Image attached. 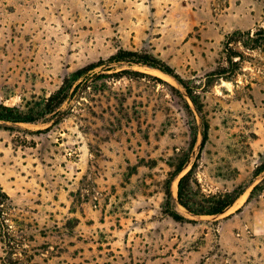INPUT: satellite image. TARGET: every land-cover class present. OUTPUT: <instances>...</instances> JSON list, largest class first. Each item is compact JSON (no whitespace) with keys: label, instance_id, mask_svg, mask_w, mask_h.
<instances>
[{"label":"rangeland","instance_id":"1","mask_svg":"<svg viewBox=\"0 0 264 264\" xmlns=\"http://www.w3.org/2000/svg\"><path fill=\"white\" fill-rule=\"evenodd\" d=\"M92 64L53 113L0 120V264H264V0H0V106L42 112ZM186 157L179 223L165 193ZM192 168L200 196L244 201L191 214Z\"/></svg>","mask_w":264,"mask_h":264},{"label":"trees","instance_id":"2","mask_svg":"<svg viewBox=\"0 0 264 264\" xmlns=\"http://www.w3.org/2000/svg\"><path fill=\"white\" fill-rule=\"evenodd\" d=\"M245 45H247V47L249 46L248 43ZM236 57L240 58V60L243 59V56L238 52H235L234 55L229 57V63L233 67H235V69L230 73V76H228L226 79L231 80L234 77L232 74L235 75V71L238 69V65L233 62V59ZM109 60L115 62H132L143 66H148L151 68H156L166 74L171 75L172 77L177 79L182 85H185V82L181 80V78H179L177 74H175V71L170 66H168L164 62H161L160 60H157L156 58H154L149 54H141L138 52L121 50L117 54L112 56ZM94 67H96V64H92L90 66L82 68L76 73H74L71 79H67L64 85L56 93H54L50 97V99L46 102L43 108L44 110L42 112L38 111L35 114H30V113L21 112L18 108L0 106V120L14 122V123H34L41 120L42 118L53 113L57 108H59L67 100L72 84L77 80H79L85 73H87V71H90ZM222 75L223 77H226V72L219 73V76L222 77ZM189 97L197 106L198 111L201 112V110L198 107V102L196 100V97L191 93H189ZM186 108L188 111H190V107L187 104H186ZM208 131H209L208 124H204L202 129L203 143L206 142L208 139ZM196 141L197 140H194V142L192 143V149L194 148ZM187 159L188 157L182 159L178 164L177 168L174 170V172L170 174V178L168 180L169 182L167 184L166 193H165L166 203H165L164 213L169 217H171L174 221L179 223L187 221V218H185L176 209V201L174 200V197L172 195L170 189V183L173 178H176L182 172L183 167L187 162ZM193 168L187 174L182 176L179 180L178 204L183 206L188 212H190L195 216L219 215L225 212L245 191L243 187H238L231 192L227 191L225 193H220L215 195L200 196V194L197 193L193 188V184H196L192 178ZM262 173H264V162L260 166H258L257 169L255 170L256 176ZM256 190L257 187L253 189L250 199H252ZM0 193L2 198L5 199L9 204V207L10 208L13 207V202L11 198L8 196L6 192L3 191L1 187H0ZM3 205L4 202L0 200V211L2 212V214L4 213V208L2 207Z\"/></svg>","mask_w":264,"mask_h":264},{"label":"bare ground","instance_id":"3","mask_svg":"<svg viewBox=\"0 0 264 264\" xmlns=\"http://www.w3.org/2000/svg\"><path fill=\"white\" fill-rule=\"evenodd\" d=\"M157 73H159V72H157ZM244 199H245V195H244V196H242V197H240V198L237 200V202L235 203V205H237L238 203H241V202H243V201H244Z\"/></svg>","mask_w":264,"mask_h":264}]
</instances>
